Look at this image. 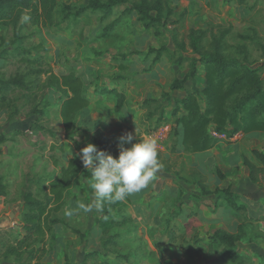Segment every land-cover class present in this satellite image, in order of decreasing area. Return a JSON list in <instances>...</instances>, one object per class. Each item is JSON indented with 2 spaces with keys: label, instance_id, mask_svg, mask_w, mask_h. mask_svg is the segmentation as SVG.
Instances as JSON below:
<instances>
[{
  "label": "rangeland",
  "instance_id": "obj_1",
  "mask_svg": "<svg viewBox=\"0 0 264 264\" xmlns=\"http://www.w3.org/2000/svg\"><path fill=\"white\" fill-rule=\"evenodd\" d=\"M60 2L82 7L89 0ZM138 2L128 0L106 19L102 13L87 11L51 29L25 20L26 14L17 28L0 26V98L4 99L0 101V264L21 262L7 255L6 249L26 235L27 190L46 199L52 179L70 158L82 163L81 149L88 143L118 158L120 137L136 131L158 140L163 168L148 187L124 200L136 226L130 233L127 226L119 228L126 234L117 239L115 248L132 253L130 264H210L204 256L192 259L170 245L156 218L164 221L179 208L178 221L195 223L206 240L214 227L235 232L239 211L229 206L225 196L220 198L216 188H231L237 202L245 206L244 213L251 219L243 221L246 234L241 247L251 256V264H264V175L259 172L261 181L255 182L243 162L247 157L261 166L251 150L264 152L262 135L227 132L204 154L185 152L183 128L177 121L181 111L173 110L194 83L204 86L203 65L198 64L196 78L188 80L184 90L170 89L176 78L190 71L191 59L199 58L189 35L201 29L206 31L201 42L205 51L211 50L214 35L226 32L229 52L238 54V46L243 45L254 66H263L264 79V0H154L162 3L163 14L160 22L149 27L132 10ZM162 46L174 53L164 51L154 63L157 52L150 50ZM180 57L186 59L179 62ZM66 73L83 78L91 100L69 131L60 114L67 93L56 83ZM19 78L20 84L12 83ZM122 99L125 103L120 106ZM149 99L159 101L148 104ZM196 168L207 175V193L193 182ZM218 169L225 179H220ZM86 172L67 205L62 203L56 212L69 225L60 223L45 233L46 243L36 245L43 249L35 252L32 264H79L86 252L99 247L101 229L92 226L94 209L84 212L79 207L93 199L92 178ZM75 227L88 234L84 241ZM27 255L25 251L24 259Z\"/></svg>",
  "mask_w": 264,
  "mask_h": 264
},
{
  "label": "trees",
  "instance_id": "obj_2",
  "mask_svg": "<svg viewBox=\"0 0 264 264\" xmlns=\"http://www.w3.org/2000/svg\"><path fill=\"white\" fill-rule=\"evenodd\" d=\"M127 1L89 0L86 6L81 7L72 3H61L60 0H0V26L17 28L24 14L33 24L50 29L62 25L71 17H80L87 11L102 13L101 18L106 19L116 7ZM130 9L127 10L131 11ZM132 10L140 15L139 20L146 27L162 19L161 2L154 4V0H140L133 4ZM152 10H157V14H153ZM167 13V15L172 13L171 8H168ZM112 25L110 24L108 28L111 29ZM205 33L206 31L202 29L191 31L190 45L199 58H192L190 71L182 79L176 78L170 86L171 90H184L187 81L196 78L199 72L198 64L203 65L204 86L201 87L194 83L190 89H187L186 95L177 100L178 105L173 110L175 114L181 111L177 121L183 128L184 151L194 155L204 154L220 141V138L215 137L213 132L218 134L243 133L246 136L252 132H259L264 139L263 66H254L243 45L238 46L241 50L238 54L230 53L225 41L226 32L214 35L211 50L205 51L204 46L201 45ZM150 51L157 52L154 63L160 60L164 51L174 53L167 46L152 48ZM185 59L180 57L179 62ZM21 82L20 78L12 81L15 85ZM56 83L60 90L67 93L61 104L60 114L66 130L69 131L79 113L90 105L91 100L87 94L85 81L77 74H63L56 78ZM0 101L3 103L4 99L0 98ZM158 101L149 99L146 103ZM202 102H205V105ZM120 103V106H123L125 99H122ZM248 141L253 142L254 140L249 139ZM251 152L259 160L261 166H257L247 157L243 162L250 168L251 178L259 182L261 180L257 176L258 173L264 175V152L258 148H252ZM217 172L220 179L226 178L220 169ZM86 174L84 165L75 158H70L68 163L62 166L61 174L55 176L50 182L49 195L46 199L39 198L31 190L24 193L26 235L19 240L18 244L8 245L7 255H15L16 259L21 261L20 264H32L31 261L36 256L35 252L43 249L40 246L37 248L36 245L45 242V233L52 231L54 225L60 223L69 225L63 218L58 217L56 212L62 203L67 205L72 191L81 177ZM192 178L203 193L210 191L205 173L196 168L192 173ZM214 192L219 193L220 198L225 196L230 203L229 206L239 211L241 219L237 231H229L220 226L214 227L209 236L210 240H206L200 235L199 227L195 223L190 220L185 223L178 221L182 212L177 208L171 211L164 221H160L161 218L157 216L156 221L162 227L161 233L163 232L170 245L192 259L204 256L210 260V264H251V256L241 247L246 234L243 221L251 219L244 213L245 206L237 202L231 188H216ZM84 204L87 203L84 202ZM126 207L127 203L121 201L106 204L100 212L94 209L91 217L92 226L97 225L101 229L99 247L86 252L79 264L132 263L131 252H122L115 248L118 244L117 239L126 234L119 228L127 226L126 231L130 233L136 226L135 218L126 213ZM73 230L82 241L88 237V234L76 227ZM25 251L28 255L24 259ZM109 254L115 256L110 260L107 258ZM36 264L40 263L36 262ZM68 264L76 263L70 261Z\"/></svg>",
  "mask_w": 264,
  "mask_h": 264
},
{
  "label": "clouds",
  "instance_id": "obj_3",
  "mask_svg": "<svg viewBox=\"0 0 264 264\" xmlns=\"http://www.w3.org/2000/svg\"><path fill=\"white\" fill-rule=\"evenodd\" d=\"M125 144L130 146L125 147ZM119 148L118 158L93 143L81 149L80 158L90 172L93 191L92 202L79 205L84 212L93 209L100 212L106 204L124 201L148 187L163 168L158 140L154 136H139L137 131L135 135L126 133L120 137Z\"/></svg>",
  "mask_w": 264,
  "mask_h": 264
},
{
  "label": "built area",
  "instance_id": "obj_4",
  "mask_svg": "<svg viewBox=\"0 0 264 264\" xmlns=\"http://www.w3.org/2000/svg\"><path fill=\"white\" fill-rule=\"evenodd\" d=\"M213 135L216 136V137H221V136H223V134H218L217 132H213Z\"/></svg>",
  "mask_w": 264,
  "mask_h": 264
}]
</instances>
